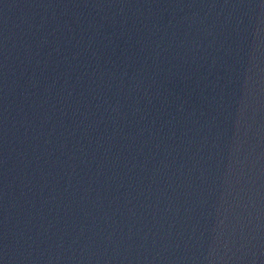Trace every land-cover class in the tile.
I'll return each instance as SVG.
<instances>
[{
  "label": "water",
  "instance_id": "obj_1",
  "mask_svg": "<svg viewBox=\"0 0 264 264\" xmlns=\"http://www.w3.org/2000/svg\"><path fill=\"white\" fill-rule=\"evenodd\" d=\"M0 264H264V0H0Z\"/></svg>",
  "mask_w": 264,
  "mask_h": 264
}]
</instances>
